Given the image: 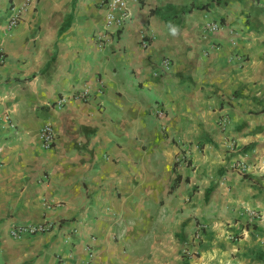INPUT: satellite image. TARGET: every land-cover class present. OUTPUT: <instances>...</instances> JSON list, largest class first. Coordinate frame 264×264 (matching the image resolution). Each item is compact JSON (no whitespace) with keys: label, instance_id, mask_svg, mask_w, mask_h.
I'll return each mask as SVG.
<instances>
[{"label":"crops","instance_id":"0c3cea01","mask_svg":"<svg viewBox=\"0 0 264 264\" xmlns=\"http://www.w3.org/2000/svg\"><path fill=\"white\" fill-rule=\"evenodd\" d=\"M25 1L0 0V264H264V0H140L108 33L103 0L9 29Z\"/></svg>","mask_w":264,"mask_h":264},{"label":"built area","instance_id":"2783aa9c","mask_svg":"<svg viewBox=\"0 0 264 264\" xmlns=\"http://www.w3.org/2000/svg\"><path fill=\"white\" fill-rule=\"evenodd\" d=\"M31 0H26L25 4L20 8H13V14L8 21V28L13 29L15 28L22 20V14L29 6ZM140 4V0H103V7L105 9L104 15V30L105 32H111L120 30L126 23L130 22L132 19V6ZM220 25L215 22H206L205 28L212 32L218 30ZM107 34L102 37L100 36V40L104 41L107 37ZM140 43L142 48H146L149 44V36L147 33L142 30L140 31ZM102 46V45H101ZM5 62V54L3 50L0 48V66L3 65ZM170 60L168 58H164L162 60V71L166 72L170 69ZM88 90L83 89L82 91L75 93L73 97L76 100L86 101L88 98ZM65 104V98H59L56 103L55 107L61 108ZM156 118L158 120L165 117V113L162 110L155 111ZM164 129V128H163ZM55 131L50 124H45L39 131V140L41 147L45 150H49L55 144ZM233 144H231V147ZM185 155V154H184ZM179 155L176 158L177 162L185 163V156ZM243 173L246 169L240 162H237L236 167ZM252 215H255L252 213ZM53 225L51 223H44V224H30V225H20L11 228L10 236L13 239H20L24 235H35V234H44L49 232L52 229ZM199 234L195 236L197 238ZM63 264V263H60Z\"/></svg>","mask_w":264,"mask_h":264}]
</instances>
